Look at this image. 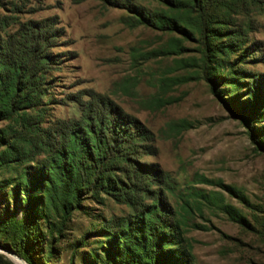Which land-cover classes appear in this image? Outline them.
Wrapping results in <instances>:
<instances>
[{"label": "rangeland", "instance_id": "1", "mask_svg": "<svg viewBox=\"0 0 264 264\" xmlns=\"http://www.w3.org/2000/svg\"><path fill=\"white\" fill-rule=\"evenodd\" d=\"M9 1L0 6L3 38L27 45L28 22L46 35L47 62L36 65L40 101L24 110L48 139L41 145L36 132H22V111L0 119V264H15L12 255L20 264H129L116 256L119 238L110 232L123 219L134 222L140 206L82 192L65 216L52 190L47 196L49 184L29 205L23 191L26 172L48 174L64 146L62 129L87 116L106 151L113 134L127 153L117 177L127 182L123 170L132 165L151 172L132 175L148 188L135 190L138 201L142 209L166 205L163 217L182 233L175 246L185 264H264V0H198L175 10L133 0L148 16H175L166 27L133 24L125 0ZM210 18L222 22L211 24L215 42L229 45L206 59ZM223 204L236 209L237 221Z\"/></svg>", "mask_w": 264, "mask_h": 264}, {"label": "trees", "instance_id": "2", "mask_svg": "<svg viewBox=\"0 0 264 264\" xmlns=\"http://www.w3.org/2000/svg\"><path fill=\"white\" fill-rule=\"evenodd\" d=\"M4 1L0 0V6L10 3V1ZM121 1L123 0L117 2L114 0L113 3H122ZM161 1L169 10L198 4V0ZM124 3L125 7L135 14L132 18L133 24L153 23L159 27H166L176 20L175 16H173L174 18L168 17L164 12L157 17L156 15L148 16L133 0H125ZM199 14L204 18L202 9ZM4 19L6 20L5 16L1 20ZM206 21L208 24L205 28H209L210 32L203 31L202 44L205 48L206 59H210L214 54L227 52L229 44L221 42L223 40L215 42L218 33L211 28L213 27L211 24H221L222 22L211 20V18ZM23 25L24 35L30 32L29 43L25 46L18 44L17 38L13 35L9 34L4 38L0 35V119L10 117L13 112L22 111L20 114L24 118L22 132H36L41 145H47L48 132L41 130L38 133L33 122L28 119L29 114L24 110L35 108L40 101L43 78L41 77L42 71L36 68V65L41 66L47 62L46 56L48 55L45 51L42 52V44L45 46L47 39L38 23L33 25L28 22ZM228 36L240 37V34L227 33L226 37ZM206 71L210 73V69ZM96 119L98 124L101 123V127L107 126L109 133L114 132V125H110L109 120L101 121L97 117ZM95 123V118L87 116L80 120L78 126L66 125L61 133L65 140L64 146L54 152L52 160L46 167L45 172L48 174H39L40 169L36 170L34 176L26 172L23 191L26 194L28 205L32 199L36 200L35 193L42 190L44 184H49L45 189L47 196L50 194L49 190H52L53 194L57 196L65 216L71 213L70 208L78 203L82 192L91 193L93 196H99L100 192L112 194L117 200L129 204L133 208L135 205L141 207L134 222H130V219H123L112 228V232H110L112 236L119 238L116 241V256L128 261L129 264H185L186 253L175 246L181 240L182 233L176 224H172L163 217L164 214H167L166 205H163L159 200L157 204L150 206L145 204L142 209L144 204L140 200L138 201L139 198L135 190L148 191V188H139L140 186L132 178V175L143 177L149 176L148 173L151 172L132 165L131 170L129 168L123 170L126 179H128L127 182L117 177L113 170L114 168H123L119 164L127 161V153L121 146H117L119 144L117 136L110 134L105 143L107 146L111 145L112 149L107 148L109 151L107 154L103 147L104 140L101 138L102 135L99 136L100 131L96 129ZM85 132L87 136L84 135ZM4 141V138L0 137V146L5 144ZM22 159H28V156H23ZM129 170L130 173L127 174ZM228 189L230 190L229 186ZM222 207L230 219L237 221V211L232 205L223 204ZM126 223L127 229H124L123 225ZM114 236L113 238L116 240Z\"/></svg>", "mask_w": 264, "mask_h": 264}, {"label": "bare ground", "instance_id": "3", "mask_svg": "<svg viewBox=\"0 0 264 264\" xmlns=\"http://www.w3.org/2000/svg\"><path fill=\"white\" fill-rule=\"evenodd\" d=\"M11 258L15 264H20V262L18 261V258L15 255H12Z\"/></svg>", "mask_w": 264, "mask_h": 264}]
</instances>
